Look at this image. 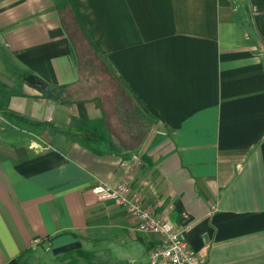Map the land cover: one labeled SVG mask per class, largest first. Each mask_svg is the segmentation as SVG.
I'll return each mask as SVG.
<instances>
[{
  "label": "crops",
  "instance_id": "obj_1",
  "mask_svg": "<svg viewBox=\"0 0 264 264\" xmlns=\"http://www.w3.org/2000/svg\"><path fill=\"white\" fill-rule=\"evenodd\" d=\"M99 182L206 264H264V0H0V264H151Z\"/></svg>",
  "mask_w": 264,
  "mask_h": 264
},
{
  "label": "built area",
  "instance_id": "obj_2",
  "mask_svg": "<svg viewBox=\"0 0 264 264\" xmlns=\"http://www.w3.org/2000/svg\"><path fill=\"white\" fill-rule=\"evenodd\" d=\"M93 192L100 199L125 207L138 219L141 231L157 236V244L150 249L151 264H206L205 259L189 245L184 229L156 216L140 199L131 195L128 182L116 185L99 182L93 186Z\"/></svg>",
  "mask_w": 264,
  "mask_h": 264
},
{
  "label": "rangeland",
  "instance_id": "obj_3",
  "mask_svg": "<svg viewBox=\"0 0 264 264\" xmlns=\"http://www.w3.org/2000/svg\"><path fill=\"white\" fill-rule=\"evenodd\" d=\"M110 75L116 78V74L114 71L109 70ZM50 250V247H49ZM36 253L39 252L35 250ZM42 251V250H41ZM30 254L26 257V260L23 261V264H119V263H110L105 262L104 259H100V255L97 253L89 254L82 251H68L64 253H60L54 255L53 252L50 250L47 254L49 257L42 261V258L39 256L37 259L34 258V252H29ZM33 254V255H32ZM42 261V262H39ZM120 264H132V263H120Z\"/></svg>",
  "mask_w": 264,
  "mask_h": 264
},
{
  "label": "trees",
  "instance_id": "obj_4",
  "mask_svg": "<svg viewBox=\"0 0 264 264\" xmlns=\"http://www.w3.org/2000/svg\"><path fill=\"white\" fill-rule=\"evenodd\" d=\"M71 33H72V31H71V32L69 31V34L71 35V38L74 39V35L72 36ZM74 40H76V38H75ZM77 40H80V41H81L82 39H81V37H77ZM109 72H110V71H109ZM109 72H108V74H109V78H111V75H110L111 72H110V73H109Z\"/></svg>",
  "mask_w": 264,
  "mask_h": 264
}]
</instances>
